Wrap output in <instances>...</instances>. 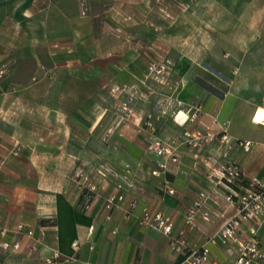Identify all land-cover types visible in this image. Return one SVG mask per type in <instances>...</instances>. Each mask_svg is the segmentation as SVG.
I'll return each instance as SVG.
<instances>
[{"label": "crops", "instance_id": "0c3cea01", "mask_svg": "<svg viewBox=\"0 0 264 264\" xmlns=\"http://www.w3.org/2000/svg\"><path fill=\"white\" fill-rule=\"evenodd\" d=\"M226 1L0 0V71H6L0 76V264H44L56 251L61 264H182L205 246L212 260L236 263L238 246H224L217 235L238 208L207 173L235 161L264 183V123L254 119L264 107V52L234 53L237 46L264 51V18L246 24L237 19L234 0ZM166 60L173 68L161 86L163 111L172 102L185 117L160 138L185 143L179 164L154 177L158 159L146 153L134 94L149 92V65ZM130 97L131 114L109 120ZM110 121L117 126L112 133ZM224 124L231 148L219 140L201 148L186 142V132L220 134ZM243 141L253 143L249 152L236 144ZM15 143L23 145L18 157L10 154ZM100 165L121 176L130 170L125 200L110 220L104 205L116 193L115 179L89 212L78 208L76 172ZM200 193L210 196L204 207L210 221L199 214L189 226ZM145 210L171 217L170 237L187 243L182 253L161 231L141 224ZM20 224L43 243L33 250L34 241L17 234ZM251 229L264 264V222L245 223L242 239L252 237ZM15 243L16 251L3 248Z\"/></svg>", "mask_w": 264, "mask_h": 264}, {"label": "built area", "instance_id": "2783aa9c", "mask_svg": "<svg viewBox=\"0 0 264 264\" xmlns=\"http://www.w3.org/2000/svg\"><path fill=\"white\" fill-rule=\"evenodd\" d=\"M5 72L4 69L1 70L0 76L4 75ZM171 74L172 63L168 60L151 63L148 67V77L164 85L169 82ZM124 109H126V106ZM180 113L181 112L176 115V119ZM196 117L197 115L194 114L192 117H188L186 122L195 121ZM147 127L151 132H149L146 144V153L158 159L157 167L152 172V176L159 177L161 174H166L171 165L179 164V149L185 141L178 138L171 140L161 139L155 135V128L151 121L147 123ZM184 135L186 142L194 148H201L203 145L212 144L217 140L220 141L222 146L224 145L229 148L234 144L232 137L228 134L227 124L221 127L220 134L197 131L193 134L186 132ZM236 144L239 145L244 152H249L253 147L251 141H243ZM22 150L23 145L15 143L10 154L14 157H18L21 155ZM3 162L4 161L0 158V164ZM129 174L130 170L127 169L126 174L121 176V174L109 165H100L89 172L85 170V168L77 171L75 174V181L79 186L81 194L84 193V198L78 205L79 210L89 212L93 202L100 198L102 193L107 189L110 180L115 179L116 193L108 196L105 199L104 205L106 217L110 220L113 211L125 200L123 191L125 185H127ZM207 178L211 183L225 186L228 190L226 200L229 203L235 204L238 208V215L225 222L223 228L217 235V239L226 247L232 245L238 246V255L235 264H258L259 261L263 259V253L260 248L259 239L257 238V231L255 229L250 230L252 237L249 240L242 239L240 232L245 223L253 222L260 224L264 222V183L257 178H248L241 166L235 161H225L224 163L218 164L217 167L211 168L207 173ZM242 181H247V185L241 184ZM168 192L172 195L175 193L174 190H169ZM209 199L210 196L207 193L199 194L197 201L187 215V224L189 226L194 225L195 218L199 214L205 221H210L209 213L204 211V207ZM132 207H135V204H133ZM141 224L147 228L161 231L164 235L169 237L171 249L176 253H182L187 247L185 240L170 237L173 230V223L171 217L166 213L151 215L145 210L141 218ZM16 232L19 235H26L34 241L33 250L43 243L42 240L35 238V233L32 228L23 224L17 226ZM112 233L116 234L117 229ZM215 241L214 238L211 239V242L214 243ZM77 245L76 243L75 246ZM3 248L16 251L20 248V244H3ZM62 262L61 254L56 251L51 257L45 259L44 264H61ZM182 264L221 263L211 259L210 248L205 246L199 250H194Z\"/></svg>", "mask_w": 264, "mask_h": 264}, {"label": "rangeland", "instance_id": "374dc122", "mask_svg": "<svg viewBox=\"0 0 264 264\" xmlns=\"http://www.w3.org/2000/svg\"><path fill=\"white\" fill-rule=\"evenodd\" d=\"M225 4H227L226 0H224ZM206 3V2H205ZM233 4L236 8V16L237 19L245 18L246 24L249 22V18H264V0H234V3L230 2V5ZM247 13H243V12ZM217 18V15L214 17ZM243 22V21H242ZM224 50H227L228 47H222ZM230 48V47H229ZM264 52L263 49L256 45V46H237L235 47V52H241V53H260ZM226 54V51H224ZM155 63V62H153ZM172 63V62H171ZM173 68V63H172ZM172 75V74H171ZM146 85L148 86V93H146V90L143 92H140L139 95H135L134 97L138 99L140 103V134L141 137H148L150 129L147 127V123L151 121L155 128V135L158 137L163 136L164 130L169 129V125L174 124L175 116H176V109L174 105L170 104L168 106V109L166 107V110L163 111V106L165 105V97L163 95V91L161 86L168 85V82L166 85L158 83L151 78L148 77L145 79ZM147 89V88H146ZM131 99L128 100V103L125 102V105L123 106L122 110H112L111 116L109 120L113 119H119V118H127L132 111L131 108ZM48 100V99H47ZM126 106V109H124ZM167 106V105H166ZM115 119V120H116ZM112 121L109 122V133H112L116 130L117 126L110 125ZM176 125V124H175ZM98 129V128H97ZM143 142H145L143 140Z\"/></svg>", "mask_w": 264, "mask_h": 264}, {"label": "bare ground", "instance_id": "6f19581e", "mask_svg": "<svg viewBox=\"0 0 264 264\" xmlns=\"http://www.w3.org/2000/svg\"><path fill=\"white\" fill-rule=\"evenodd\" d=\"M182 117H185V115L181 113L180 116L177 117V120H178L179 122L184 121V120H183L184 118H182ZM255 120H256L257 122H259V123H264V107H260V108H259V110H258V112H257V114H256V117H255Z\"/></svg>", "mask_w": 264, "mask_h": 264}, {"label": "trees", "instance_id": "16d2710c", "mask_svg": "<svg viewBox=\"0 0 264 264\" xmlns=\"http://www.w3.org/2000/svg\"><path fill=\"white\" fill-rule=\"evenodd\" d=\"M241 184L247 185V181H242ZM84 198V193L81 194V201ZM41 224H46V221H42Z\"/></svg>", "mask_w": 264, "mask_h": 264}]
</instances>
